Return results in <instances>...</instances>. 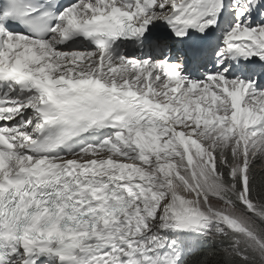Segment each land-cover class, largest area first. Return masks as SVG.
<instances>
[{
	"label": "rangeland",
	"instance_id": "obj_1",
	"mask_svg": "<svg viewBox=\"0 0 264 264\" xmlns=\"http://www.w3.org/2000/svg\"><path fill=\"white\" fill-rule=\"evenodd\" d=\"M219 132L206 127L201 137L197 135L198 143L190 147V154L183 150L176 153L175 157L154 155V163L147 168L151 174L149 179L153 178L151 185L162 194L172 190H186L185 196L198 211L193 216L201 226L198 233H202L207 226L208 240L224 238L230 252L239 259L253 260L252 264H264V240L260 235L263 232L255 227L258 220H264V211L255 209L247 199L244 170L251 156L256 153L264 154V138L258 134H250L242 126H236L232 132L224 131L226 135L220 137ZM204 136L206 138L203 139ZM216 152L221 156L225 155V158L228 155L225 161L229 172L227 180H223L214 171L213 165L218 161ZM88 157L90 155L84 156ZM223 161L222 157L219 158V164ZM154 198L146 204L147 212L152 215L156 214L158 204L155 196ZM190 237L192 238H182L186 252L194 249L195 237ZM178 253H181V249Z\"/></svg>",
	"mask_w": 264,
	"mask_h": 264
},
{
	"label": "bare ground",
	"instance_id": "obj_2",
	"mask_svg": "<svg viewBox=\"0 0 264 264\" xmlns=\"http://www.w3.org/2000/svg\"><path fill=\"white\" fill-rule=\"evenodd\" d=\"M161 1L162 0H157L158 5ZM108 5H109L108 2H106L105 6H108ZM78 57H80L81 62L83 64H89L91 62V58L89 56L82 55V56H78ZM170 89L171 90L177 89L179 91V92H176V94L173 97L174 100H178V98L180 97L179 93H181L180 91H182L181 87L178 88L177 86L170 84ZM169 92L170 91L168 90V91H166L165 94H163V99L169 95ZM172 100H173L172 98H169L167 100L166 106L168 107V109H170L169 111H171L172 113H176V111L172 110L170 108V105H169V103ZM9 101H10V94H6V95L0 97V113H3V112H5L11 108ZM163 120H165V119H163ZM1 125H2V122L0 120V126ZM6 127L9 128V123L6 125ZM169 130H170V133L167 136V144H169V147L175 148L178 144H180L183 147V149L187 153L190 154V146L188 145V143H186L185 136L180 133L179 128H177L175 130V129H173V127H169ZM188 133L191 136H195L193 131H189ZM134 136L140 137V134L137 133ZM148 142H149V139H148ZM193 143L195 145L197 144L196 141H193ZM160 152H161V150L159 148H156V151L153 152L152 155L158 156ZM21 155H22L21 152L16 150V149H13L12 151L6 153L5 156H8V161H6L4 163L2 172L8 171L9 169H12L13 167L18 166L21 163ZM71 161L75 164V166L77 165V162L75 160H71ZM96 162L98 164L103 163V161H96ZM91 165H93V163H91ZM75 168L77 169V167H75ZM66 171H68V172H70V174H72L73 170L71 167H67ZM88 171L95 173V174L105 172L104 169L102 167H99V166H93ZM116 172H117L116 170L107 171L105 173L106 174L105 179L112 180L113 176ZM126 179L129 180L128 177H126ZM150 180L151 179H149V177L145 178V179H138L139 182L145 183L147 185L149 184L148 182H150ZM142 189H144V188H142ZM140 191H144V190H140ZM184 191L176 192V191L172 190L168 193L162 194V193H159V190H157L155 187L153 188L150 185L146 188L144 194L141 195L139 198H137V200L135 202L137 203L138 209L140 211H142L143 214L146 216L147 219L145 220V223L147 224V220H148L150 230L155 229L156 232H160L162 234L164 233L163 229L166 232L175 231L176 226H174L171 223L172 220L173 221L174 220H187L188 217L195 216V214L198 213L196 207H193L192 204L190 203V199L187 196H185L187 191L186 190H184ZM131 193L135 194V192H131ZM150 195L155 196L157 199V202H158V204L156 206L157 211H156L155 215H152V214L147 212L148 210H147L146 204H148L149 202L146 200L145 197H148ZM121 218H122V215L120 216V219ZM225 220L228 224H231L227 219H225ZM165 227H168V229H165ZM186 228H188V226H186ZM69 229H71V226L64 225L62 227H59L55 231H53L51 235L55 239V238H58L62 233L68 231ZM185 230H187V233L190 236H193V233H194L193 230H191V229H185ZM67 255L69 257H72L73 256V249H69L67 251Z\"/></svg>",
	"mask_w": 264,
	"mask_h": 264
},
{
	"label": "trees",
	"instance_id": "obj_3",
	"mask_svg": "<svg viewBox=\"0 0 264 264\" xmlns=\"http://www.w3.org/2000/svg\"><path fill=\"white\" fill-rule=\"evenodd\" d=\"M220 155V156H219ZM216 153L214 171L219 174L223 180H227L229 176L228 163H226L225 155ZM263 155V157L261 156ZM222 157V164H219V158ZM262 159V160H261ZM245 192L248 201L252 203L255 209L258 211H264V154L256 153L251 156L245 167ZM256 228L262 230L260 234L264 240V220H258L256 222ZM255 229V228H254ZM258 229L255 231L260 232ZM209 233V231H208ZM206 240L198 244L195 252L185 258L181 264H252L253 260L239 259L233 255L227 247L226 239L218 238L216 240H208V236L205 234L202 236Z\"/></svg>",
	"mask_w": 264,
	"mask_h": 264
},
{
	"label": "water",
	"instance_id": "obj_4",
	"mask_svg": "<svg viewBox=\"0 0 264 264\" xmlns=\"http://www.w3.org/2000/svg\"><path fill=\"white\" fill-rule=\"evenodd\" d=\"M188 223H189L190 227H197L199 224V220L196 217L190 216V217H188ZM244 232L248 233L246 231H244Z\"/></svg>",
	"mask_w": 264,
	"mask_h": 264
}]
</instances>
